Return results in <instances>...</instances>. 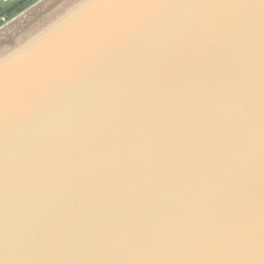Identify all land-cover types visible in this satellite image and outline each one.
Instances as JSON below:
<instances>
[{
	"label": "water",
	"instance_id": "obj_1",
	"mask_svg": "<svg viewBox=\"0 0 264 264\" xmlns=\"http://www.w3.org/2000/svg\"><path fill=\"white\" fill-rule=\"evenodd\" d=\"M0 264H264V0H77L1 48Z\"/></svg>",
	"mask_w": 264,
	"mask_h": 264
},
{
	"label": "rangeland",
	"instance_id": "obj_2",
	"mask_svg": "<svg viewBox=\"0 0 264 264\" xmlns=\"http://www.w3.org/2000/svg\"><path fill=\"white\" fill-rule=\"evenodd\" d=\"M77 0H30L20 14L0 20V49L30 32ZM2 4H0V8Z\"/></svg>",
	"mask_w": 264,
	"mask_h": 264
},
{
	"label": "trees",
	"instance_id": "obj_3",
	"mask_svg": "<svg viewBox=\"0 0 264 264\" xmlns=\"http://www.w3.org/2000/svg\"><path fill=\"white\" fill-rule=\"evenodd\" d=\"M29 1H30V0H29ZM29 1H27V2L24 3V4H22L21 6H19V7L16 8L15 10L9 12V13L4 17V19H10L11 17L20 14V12L23 11L24 8L28 6V4H29L28 2H29Z\"/></svg>",
	"mask_w": 264,
	"mask_h": 264
},
{
	"label": "built area",
	"instance_id": "obj_4",
	"mask_svg": "<svg viewBox=\"0 0 264 264\" xmlns=\"http://www.w3.org/2000/svg\"><path fill=\"white\" fill-rule=\"evenodd\" d=\"M17 0H0V4H2V7L0 8V10L12 5L13 3H15Z\"/></svg>",
	"mask_w": 264,
	"mask_h": 264
},
{
	"label": "crops",
	"instance_id": "obj_5",
	"mask_svg": "<svg viewBox=\"0 0 264 264\" xmlns=\"http://www.w3.org/2000/svg\"><path fill=\"white\" fill-rule=\"evenodd\" d=\"M1 10H2V9H1ZM1 10H0V11H1Z\"/></svg>",
	"mask_w": 264,
	"mask_h": 264
}]
</instances>
